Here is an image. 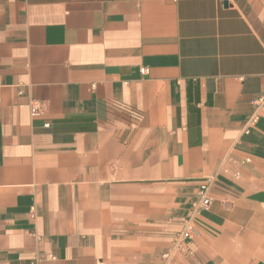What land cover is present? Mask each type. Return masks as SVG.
<instances>
[{"label":"crops","instance_id":"0c3cea01","mask_svg":"<svg viewBox=\"0 0 264 264\" xmlns=\"http://www.w3.org/2000/svg\"><path fill=\"white\" fill-rule=\"evenodd\" d=\"M262 96L264 0H0V264H264Z\"/></svg>","mask_w":264,"mask_h":264},{"label":"built area","instance_id":"2783aa9c","mask_svg":"<svg viewBox=\"0 0 264 264\" xmlns=\"http://www.w3.org/2000/svg\"><path fill=\"white\" fill-rule=\"evenodd\" d=\"M147 69H142V74H147ZM254 113L247 122L245 129L243 130L244 134H249L251 129L255 128L258 124L260 118L264 114V96L258 98L253 103ZM40 106L37 103L31 104V115L32 117H37L39 115ZM213 183L212 179H206L200 184V207L203 208L207 206L208 202V192ZM183 230L178 235L175 241V248L180 249L185 244L186 241L190 240L195 233V225L192 219H187L183 222Z\"/></svg>","mask_w":264,"mask_h":264}]
</instances>
